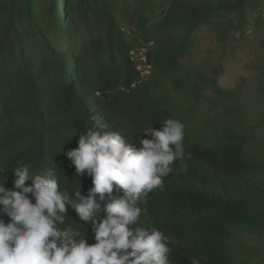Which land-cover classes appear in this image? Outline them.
Instances as JSON below:
<instances>
[{
  "label": "trees",
  "instance_id": "1",
  "mask_svg": "<svg viewBox=\"0 0 264 264\" xmlns=\"http://www.w3.org/2000/svg\"><path fill=\"white\" fill-rule=\"evenodd\" d=\"M71 1L0 0V184L9 190L13 168L27 164L32 173L57 169L70 192L80 179L87 196L91 178L78 179L66 155L79 134L102 117L104 131L122 132L139 147L149 138L144 129L183 122L150 69L179 90L196 32L215 25L223 42L233 32L247 38L264 2L73 0V9ZM211 84L225 94L217 78ZM184 146L191 158L174 162L163 188L149 194L142 225L174 239L169 264H190L191 257L242 264L240 255L264 264V157L250 155L243 143L212 144L186 126ZM73 221L82 223L69 210L66 225L94 243L91 226Z\"/></svg>",
  "mask_w": 264,
  "mask_h": 264
},
{
  "label": "clouds",
  "instance_id": "2",
  "mask_svg": "<svg viewBox=\"0 0 264 264\" xmlns=\"http://www.w3.org/2000/svg\"><path fill=\"white\" fill-rule=\"evenodd\" d=\"M106 127L95 117L66 153L76 177L86 173L92 180L87 196L80 179L70 192L61 187L57 169L32 173L27 164L13 168V190L0 184V264H169L175 241L142 225L141 205L163 188L174 162L191 158L185 125L166 119L159 129L146 128L149 138H141L139 147ZM69 210L82 222L74 224L91 226L94 243L80 227L66 225ZM190 264H201L200 258L191 257Z\"/></svg>",
  "mask_w": 264,
  "mask_h": 264
},
{
  "label": "rangeland",
  "instance_id": "3",
  "mask_svg": "<svg viewBox=\"0 0 264 264\" xmlns=\"http://www.w3.org/2000/svg\"><path fill=\"white\" fill-rule=\"evenodd\" d=\"M71 6L74 9L73 0ZM218 21L228 24L229 18ZM250 24L247 38L235 39L238 34L233 32L224 42L215 25L202 26L183 61L179 90L172 79L158 75L153 68L149 73L159 94L169 98L198 138L212 144L243 143L250 155L264 157V2ZM214 78L224 95L213 90ZM238 259L242 264H257L245 255Z\"/></svg>",
  "mask_w": 264,
  "mask_h": 264
}]
</instances>
